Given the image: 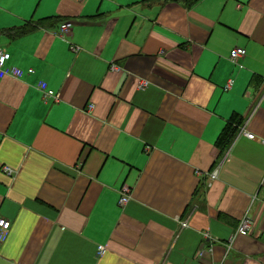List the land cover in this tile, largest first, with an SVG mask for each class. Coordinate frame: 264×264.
Masks as SVG:
<instances>
[{"label": "crops", "instance_id": "1", "mask_svg": "<svg viewBox=\"0 0 264 264\" xmlns=\"http://www.w3.org/2000/svg\"><path fill=\"white\" fill-rule=\"evenodd\" d=\"M0 50L34 70L0 80V264H264V0H0Z\"/></svg>", "mask_w": 264, "mask_h": 264}, {"label": "built area", "instance_id": "2", "mask_svg": "<svg viewBox=\"0 0 264 264\" xmlns=\"http://www.w3.org/2000/svg\"><path fill=\"white\" fill-rule=\"evenodd\" d=\"M70 1H80V0H70ZM72 28V23L71 22H65L60 26L59 29V33L62 37H66L70 34ZM72 50L74 51H78V48H76L75 46H71ZM245 55V50L242 48H234L233 50L230 51L229 54V58L231 61L236 62L239 58H242ZM11 59V55L3 50H0V80L5 78V77H14V78H21L23 77L25 74H33L34 70L33 69H29L27 72L19 69V68H15V67H7V63L8 61ZM231 85V81H229L227 83L226 88L228 89ZM40 89L42 90V92L44 93L45 98H49V97H53V98H57V96L55 95V92H53V90H49L46 88V84L45 83H41L40 84ZM93 107V106H91ZM247 138L249 139H253V135L251 134H247L246 135ZM5 172L8 175L12 174V171L9 169H6ZM217 177V171H214L213 173L210 174V179L211 180H215ZM130 199V196L127 192V190L122 191V197L120 199V204L121 205H125L128 200ZM11 221L3 216H0V255L2 253V249H3V244L6 240L7 234L11 229ZM187 226V222L184 221L182 223V227H186ZM251 227V220L249 217H244L241 219V221L239 222L238 228H237V234L239 235H246L248 233V230ZM231 241V240H230ZM104 252V249H100V254Z\"/></svg>", "mask_w": 264, "mask_h": 264}, {"label": "trees", "instance_id": "3", "mask_svg": "<svg viewBox=\"0 0 264 264\" xmlns=\"http://www.w3.org/2000/svg\"><path fill=\"white\" fill-rule=\"evenodd\" d=\"M175 1H178V2L181 1L184 4L190 6L199 0H175ZM39 27H45V24L44 23H39V24L38 23H33V24L28 23L27 25L23 26V28H20L18 30L14 29V30L8 31L7 34L10 37L14 38V37L23 35L27 32L33 31ZM241 123H242L241 117L237 116L236 114H233L229 118L225 127L222 130L221 135L219 136V138L217 140V146L220 149H222V150L225 149L231 143V141H232V139H233V137L237 131V128L241 125Z\"/></svg>", "mask_w": 264, "mask_h": 264}]
</instances>
